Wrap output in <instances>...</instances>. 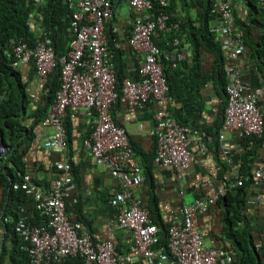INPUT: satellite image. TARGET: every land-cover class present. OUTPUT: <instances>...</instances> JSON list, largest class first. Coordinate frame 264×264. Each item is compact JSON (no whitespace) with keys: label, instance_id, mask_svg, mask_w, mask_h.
Listing matches in <instances>:
<instances>
[{"label":"built area","instance_id":"2783aa9c","mask_svg":"<svg viewBox=\"0 0 264 264\" xmlns=\"http://www.w3.org/2000/svg\"><path fill=\"white\" fill-rule=\"evenodd\" d=\"M111 1H78L80 11L73 15L70 25L73 39L66 55L58 57L49 40L39 42L33 49L18 44L13 49L15 60L11 66L17 69L32 62L35 74L46 79L62 65L59 89L41 122V126L54 129L48 141L50 150L62 152L65 149L62 118L67 108L82 110L88 117L95 113L96 123L89 136L82 140V147L118 180L119 190L113 192L114 203L121 209L116 223L128 231V247L124 253H118L113 240H93L78 223L69 219L66 200L74 185L71 167L68 163L56 162L60 174H52L51 189L45 190L34 184L31 173H26L20 183L13 185L14 189L24 191L32 199L35 209L47 219L46 226H30L24 219L17 224L16 231L27 242L30 264H64L69 256L81 257L83 264H231L233 252L207 246L198 224L200 216L207 214L228 190L242 186L238 172L240 166H235L229 156L225 135L236 133L239 139H243L249 136L260 138L264 134V108L258 101L264 92L262 88L246 92L247 86L237 65L238 58L245 52V44L240 33L233 34L235 29L238 30L234 8L246 6L247 0H213L210 12L213 30L224 36L223 51L228 62L225 68L226 105L219 141L230 170L218 187L205 188L201 197L182 204L172 213L167 232L168 253L155 247L159 240L158 229L141 202L134 198V190L144 181L141 166L136 161L127 131L114 122L111 108L120 97L132 114L150 103L155 106L151 135L155 140L156 159L162 168L176 172L175 184L182 196L181 176L191 165L193 137L200 141L204 154L207 150L202 142L205 134L179 125L171 115L163 62L176 68L177 62L186 59L187 54L184 48H179L178 38L170 40L171 47L164 51L155 43L165 22L161 17L152 20L148 10L153 8L154 1L163 4L165 0H128L137 14L128 43L143 55V61L137 71L139 78L124 79L117 87L114 64L102 32L103 21L112 16ZM256 4L264 8V0H257ZM10 151L8 147H0V166H4ZM252 175L254 183L264 182L262 167L256 168Z\"/></svg>","mask_w":264,"mask_h":264},{"label":"crops","instance_id":"0c3cea01","mask_svg":"<svg viewBox=\"0 0 264 264\" xmlns=\"http://www.w3.org/2000/svg\"><path fill=\"white\" fill-rule=\"evenodd\" d=\"M113 4V17L105 24V33L112 39L113 50L120 53L124 78L134 79L137 77V68L143 56L133 52L126 42L131 30L132 15L130 14L127 0H115ZM203 5L205 6V3ZM180 9L187 14V17L185 18L186 22L182 23L183 31L175 34L184 41V31L187 30L186 28L190 24L195 29L200 28V15L203 8L202 4H195L193 0H170V14L178 17V15H181ZM65 26L66 29L56 33V45L61 54L67 53L70 47L69 28L67 24ZM31 29L36 37L42 33L37 26H34V23L31 24ZM253 35L257 36L256 33H253ZM167 40L165 34L160 35V42ZM189 46L191 50H188L190 56L187 62L191 66L194 48L192 45ZM261 46L259 44L257 48H261ZM199 53L202 79L198 81L200 85L197 86V92H194L188 98L189 101L186 102V105L190 106V108L195 106L193 109L195 112H191L187 116L185 111H183L180 115V121L186 122L185 125L189 127H185L191 131L198 130L205 134L202 141L207 150L202 154L200 141L193 137L190 146L191 165L187 172L181 176V183L184 188L182 196H180L175 184L178 178L174 170L162 168L156 159L155 144L151 136L155 106L150 103L141 111L131 114L127 109L126 102L120 98L111 109L114 122L123 127L129 135L136 161L141 166V175L144 178V182L146 180L144 161H147L144 158H148V156L153 158L151 180L154 179L155 187L151 191L148 184L143 182L139 188L134 190V198L142 202L146 208L156 198V204L159 205L163 214L170 219L172 213L182 205L181 202L183 204L190 203L199 196L200 190L215 188L221 184V164L225 163L221 150L219 146L215 148L214 141L215 133L222 123L225 97L216 79L214 56L204 50ZM260 60L259 55L254 52L252 56V52L249 49H246L245 54L238 58V65L242 72L243 82L247 86V93H252L257 88L264 90V78L259 69L261 68ZM16 71L20 72L22 82L26 83L25 92L28 105L26 115L21 121H24L26 127L29 128L33 114L44 105L43 98L48 94L49 89L45 87L44 80L35 74L33 67L29 64L22 66ZM258 101L260 106L264 108V95ZM180 106V103L173 102L169 96L170 110H180ZM69 111L72 127L71 137L66 150L64 152L50 150L48 141L54 131L38 124L34 126L35 136L33 143L24 155V162L28 170L31 171L32 177L39 181V186L45 190H49L52 187V173L50 171L52 164L55 161L71 162L75 171L73 173L74 188L66 200L68 217L73 222L78 223L81 230L89 233L94 240L111 239L116 245L119 240L121 250H125L129 243V233L116 223V216L121 209L118 204L114 203L115 198L113 196V192L119 190L118 180L110 174L104 165L95 162L88 151L82 147V140L96 123V118L93 115L89 117L84 115L82 110L78 111L69 108ZM225 143L229 149V156L232 162L235 166L239 165V157L244 152L241 139L238 138L236 133H228L225 135ZM250 148L252 150L253 146L251 145ZM254 148L255 155L252 157V166L250 165L251 174L258 167H262L264 170V137L260 139L259 146L258 141L256 142ZM246 209L248 212L246 222L249 227L253 228L256 234L258 232L264 234V182H253V184H250ZM210 211V213L200 216L198 224L206 245L219 248L225 252H233L234 247L227 241L226 236L221 231L223 223L222 210L211 208ZM4 234V231L1 230L0 246L4 244ZM5 244L10 251L12 243L8 240ZM123 245L126 247H123ZM261 261L264 264V250L262 251ZM1 264H12L9 255L5 257ZM134 264H139V262Z\"/></svg>","mask_w":264,"mask_h":264},{"label":"trees","instance_id":"16d2710c","mask_svg":"<svg viewBox=\"0 0 264 264\" xmlns=\"http://www.w3.org/2000/svg\"><path fill=\"white\" fill-rule=\"evenodd\" d=\"M193 1L195 4H202L203 12L200 16V28L195 29L190 24L186 28L187 30L184 31L185 39L183 42L190 43L194 48V57L191 66H189L187 61H181L179 62L177 69H174L168 62H165L163 68V73L169 87V96L172 98L173 102L181 104L180 110H170V112L172 111L171 115L179 125L186 127L189 126L185 125L186 122L184 123V121H180V115L183 111H185L187 116H189L191 112H195L193 111L195 106L190 108V106L186 105V102L189 101L188 98L191 97L194 92H197V86L200 85L198 81L202 79L200 73L201 65L199 64V52L201 50L211 53L215 58L214 70L216 79L222 88L225 97L223 111L226 105V77L224 71L226 62L215 37L209 32L210 18L207 14L209 10V0L207 6L203 5L205 0ZM256 1L257 0H249L248 5L249 7H255L254 11H256L259 16L257 17L256 14L253 15L250 11V26L246 28L245 23L239 21V27L240 34L248 49L252 52V56L255 52L259 55V58H261L260 67L262 69H259L264 78V36L263 34H260L257 37L252 35V31L257 30L261 32L264 27V8L260 9L255 6ZM72 11L73 10L69 8L68 0H0V147L4 146L12 150L10 151L9 157L4 166H0V231L2 230L5 233L4 244L0 246V264L7 255H9L12 264H30V258L26 250L27 242H25L16 231L20 219H24L30 226H46L47 219L40 213V211L35 209L33 203L31 204L33 201L30 197L24 191L14 189L13 185L17 182L20 183L22 177L26 173H31L24 162V155L33 143V138L35 136L34 126L43 121L56 97V93L60 86L59 76L62 66L61 64L57 66V68L48 75V78L44 80V85L45 87H48L49 92L43 98L44 105L33 114L30 127L27 128L24 121H21L26 115L28 105V99L25 92L26 83L22 82L20 72L11 67V63L14 61L13 48L19 42H24L29 48L31 47V49H33L36 47L37 43L45 39L48 40L50 37L55 54L58 57L63 54L66 55L65 53L61 54L59 52L56 45V33L57 31L66 29L65 24L68 25V20L71 18ZM32 23H34V26H37L42 32L37 37L31 29ZM68 34H70L71 41L72 34L70 31ZM106 39L108 51L113 56L116 78L119 84L125 77L122 69L120 53L113 50L111 37L106 36ZM254 39H258L259 42ZM156 44L160 49L165 48L164 42L156 41ZM259 44L262 45L261 48H257ZM28 64L32 66V62H29ZM69 112V108H67L65 116L62 118L66 134V148L69 144L72 127ZM220 128L221 125L218 128L219 130L217 129L215 133V148L218 146L220 148ZM90 132L86 134L84 139L89 136ZM263 137L264 134L260 138L249 136L241 139V145L244 152L239 157L240 167L238 172L239 178L242 181V186L228 190L212 207L222 210L223 212L221 231L226 236L227 241H229L234 247L231 264H262L261 257L262 251L264 250V234L260 232L256 234V232H254L255 230L249 227L246 222L248 215L246 205L249 186L254 182L253 175L251 174V162H253L252 157L255 155L254 146L257 141L259 146V141ZM202 139H204V137ZM251 145L253 146L252 150L250 148ZM131 148L134 152L132 145ZM145 159H147V161H144L146 173V180L144 183L148 184L152 191L155 187L154 179L151 180V163L153 158L148 156V158H144V160ZM70 165L73 176L75 168L71 162ZM228 170H230V167L226 162L221 164V181L224 180V175ZM50 171L51 173L54 172L55 168ZM32 182L39 185V181L35 180L33 177ZM199 192V197H201L204 193L201 190ZM156 203L157 199L155 198L154 202H151L146 208L141 202L142 207L149 214L152 223L155 224L158 229L157 235L159 240L155 247L163 249L164 252L168 253L166 247L170 218H167L163 214L159 205ZM181 204L183 203L181 202ZM67 210L66 202V212ZM209 211L208 213L211 212ZM66 214L68 216V213ZM8 240L12 243L10 251L5 244ZM123 247L126 246L123 245ZM127 247L125 250H121V245H119L118 240V244L116 245L118 253H124L127 250ZM64 264H83V259L79 256H69L66 258Z\"/></svg>","mask_w":264,"mask_h":264},{"label":"clouds","instance_id":"9594fccd","mask_svg":"<svg viewBox=\"0 0 264 264\" xmlns=\"http://www.w3.org/2000/svg\"><path fill=\"white\" fill-rule=\"evenodd\" d=\"M78 1L79 0H68V5H69V8L70 9H72L73 11H72V15H71V18L68 20V28H69V31L71 32V28H70V25H71V22H72V20H73V15L76 13V12H79L80 11V9L77 7V4H78ZM115 0H112L111 2H112V16L109 18V19H107V20H104L103 21V24H102V32H103V35H104V37H105V39H106V33H105V24L108 22V21H110L111 19H112V17H113V13H114V4H113V2H114ZM151 1H153V0H151ZM248 1L249 0H247V5L246 6H242L240 9L238 8V9H236V8H234V18H235V26L238 28V30L240 31V27H239V21H242V22H244L245 23V26H246V28L247 27H249L250 26V11L253 13V15H257V12L256 11H254V9H255V7H253V6H250L249 7V5H248ZM213 0H209V10H208V16H209V18H210V20H211V15H210V12H211V10H212V7H213ZM207 3H208V0H205V6H207ZM127 4H128V7H129V11H130V14L132 15V20H131V30H130V33L128 34V36H127V40H126V42H127V45H128V47L133 51V52H135L136 54H139V53H137L135 50H133L130 46H129V43H128V39L130 38V36H131V34H132V31H133V29H134V24H135V21H136V18H137V14L136 13H134V11H133V9L130 7V5H129V3H128V0H127ZM255 6H257V4L255 3ZM259 8V7H258ZM169 9H170V0H165V2L163 3V4H160L159 3V1H154L153 2V8L151 9V10H148V15H150V17H151V19L152 20H156L157 18H164V22H165V24H164V28H162V30H159L158 31V38H156L155 39V43H156V41H159V37H160V35L161 34H165L166 35V38L168 39L167 41H164V44H165V48L164 49H161L162 51H164L165 49H167V48H170L171 46L169 45V43H170V40H172L173 38H178L179 39V43H180V46H179V48H184V50L186 51V54H187V57H186V59H182V60H180V61H178L177 62V67H178V65H179V62H181V61H187L188 60V58H189V56H190V54H189V52H188V50L190 51L191 49H190V46L189 45H191L190 43H187V45H186V43H184L182 40H181V38L180 37H178V35H176L175 33L176 32H178V33H180V32H182V23H185L186 22V20H185V18L187 17V14L183 11V10H179L180 11V14L181 15H178V17L176 16V15H172V14H170L169 13ZM260 9H263V8H260ZM202 12H203V10H202ZM201 12V13H202ZM201 16V15H200ZM259 15H257V17H258ZM259 20V19H258ZM167 29V30H166ZM238 30H234V35L235 34H237V33H240ZM209 32L210 33H212L213 34V36L215 37V40L217 41V43H218V45H219V48H220V50L222 51V53H223V56H224V51H223V39H224V36L222 35V34H220V33H217V32H215L214 30H213V28H212V26H211V22L209 23ZM253 33H256L257 34V36H259L260 34H263V36H264V27H263V30L260 32V31H257V30H254V31H252V35H253ZM71 34H72V32H71ZM254 36V35H253ZM257 36H255V37H257ZM108 37V36H107ZM48 38V37H47ZM72 39H73V34H72V38H71V41H72ZM47 39H45V40H42V42L43 41H46ZM49 42H50V44H51V39H50V37H49ZM244 40V39H243ZM254 40H257V39H254ZM71 41H70V43H71ZM41 42V41H40ZM258 42H259V40H258ZM18 44H25L24 42H19ZM17 44V45H18ZM38 44V43H37ZM106 44H107V39H106ZM189 44V45H188ZM244 44H245V42H244ZM157 45V44H156ZM26 46L28 47V45L26 44ZM51 46H52V44H51ZM53 47V46H52ZM29 48V47H28ZM31 48V47H30ZM14 49V48H13ZM246 49H248V47H247V45L245 44V51H246ZM55 52V51H54ZM107 52L109 53V55H111V59H112V62H113V56H112V54L108 51V44H107ZM68 53V52H67ZM67 53H65V54H67ZM244 54H245V52H244ZM244 54H242V55H244ZM64 55V54H63ZM139 55H141V56H143L142 54H139ZM241 56V55H240ZM13 57H14V53H13ZM225 57V56H224ZM14 60H15V58H14ZM142 61H143V59H141V62H140V64L142 63ZM225 62H226V64H225V66H224V71H225V68H226V65H227V60L225 59ZM164 63H165V61L163 62V68H164ZM169 63V62H168ZM12 64V63H11ZM114 64V63H113ZM139 64V65H140ZM170 64V63H169ZM171 65V64H170ZM237 65H238V60H237ZM239 66V65H238ZM12 67V66H11ZM32 67H33V69H34V66H33V64H32ZM172 67V66H171ZM177 67L176 68H174V69H177ZM13 68V67H12ZM20 68V67H19ZM19 68H17V69H15V70H18ZM138 68H139V66H138ZM138 68H137V71H138ZM173 68V67H172ZM14 69V68H13ZM114 70H115V72H116V69H115V64H114ZM34 71H35V69H34ZM239 71H240V74H241V79H242V81H243V78H242V72H241V70H240V67H239ZM163 76H164V73H163ZM225 77H226V72H225ZM139 77H138V73H137V77L136 78H134V79H131V80H137ZM164 78H165V76H164ZM124 79H127V78H123L122 79V81L124 80ZM129 79V78H128ZM43 80H45V79H43ZM116 80H117V78H116ZM165 80H166V78H165ZM121 81V82H122ZM121 82L118 84V82H117V84H116V86L117 87H119L120 86V84H121ZM167 83V82H166ZM226 83H227V80H226ZM226 86V85H225ZM169 88V87H168ZM258 89V88H257ZM263 90V89H262ZM263 92H264V90H263ZM169 95V94H168ZM121 99H123L122 97H120ZM119 98V99H120ZM118 99V100H119ZM117 100V101H118ZM124 100V99H123ZM259 100V99H258ZM116 101V102H117ZM125 101V100H124ZM115 102V103H116ZM114 103V104H115ZM113 107V106H112ZM112 109V108H111ZM142 110V109H141ZM141 110H139V111H141ZM139 111H137V112H139ZM137 112H135V113H137ZM224 112V111H223ZM134 113V114H135ZM132 114V113H131ZM112 115V114H111ZM93 116H95V118H96V115H95V113L93 114ZM113 118V117H112ZM174 118V117H173ZM45 119V118H44ZM42 122V121H41ZM41 122L39 123L40 125H41ZM154 123V122H153ZM62 125H63V123H62ZM119 126V125H118ZM43 127V126H42ZM121 127V126H120ZM44 128H48V127H44ZM51 128V127H50ZM64 128V127H63ZM123 128V127H122ZM153 128H154V125H153ZM51 129H53V128H51ZM153 130V129H152ZM53 131H54V129H53ZM54 134V133H53ZM152 136V135H151ZM153 138V137H152ZM130 140V139H129ZM153 140H154V138H153ZM154 143H155V140H154ZM66 150V146H65V149L62 151V152H64ZM155 152H156V148H155ZM92 157V156H91ZM93 158V157H92ZM95 160V159H94ZM56 162H64V163H68V162H66V161H55L53 164H52V168L51 169H53V168H55V171L54 172H52V174L53 173H58V174H60V172H57V169H56V167H55V163ZM95 162H97L96 160H95ZM69 165H70V163H68ZM99 164V163H98ZM101 165H103V164H101ZM70 167H71V165H70ZM190 168V167H189ZM107 169V168H106ZM108 170V169H107ZM109 171V170H108ZM110 172V171H109ZM175 172V171H174ZM176 173V172H175ZM71 174H72V172H71ZM177 175V174H176ZM52 176V175H51ZM73 177V176H72ZM73 181H74V178H73ZM144 182V181H143ZM177 182V180L175 181V183ZM143 184V183H142ZM141 184V185H142ZM39 186V185H38ZM41 187V186H40ZM74 188V187H73ZM139 188V187H138ZM136 190V189H135ZM139 201V200H138Z\"/></svg>","mask_w":264,"mask_h":264},{"label":"rangeland","instance_id":"374dc122","mask_svg":"<svg viewBox=\"0 0 264 264\" xmlns=\"http://www.w3.org/2000/svg\"><path fill=\"white\" fill-rule=\"evenodd\" d=\"M188 200V199H187Z\"/></svg>","mask_w":264,"mask_h":264}]
</instances>
